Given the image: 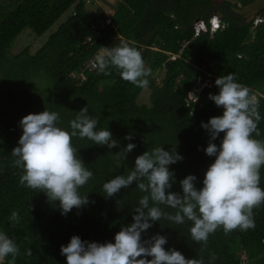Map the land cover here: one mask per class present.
<instances>
[{
    "label": "trees",
    "instance_id": "1",
    "mask_svg": "<svg viewBox=\"0 0 264 264\" xmlns=\"http://www.w3.org/2000/svg\"><path fill=\"white\" fill-rule=\"evenodd\" d=\"M256 1L116 0L113 5L99 0L102 12L94 15L86 10V0H0V231L20 249L16 264H67L60 249L73 235L89 242H114L121 227L133 222L138 201L146 193L134 182L106 199L103 184L116 175L127 176L135 158L145 151L163 147L183 157L169 166L175 174L170 191L182 194L179 181L190 174L197 177L195 186L202 187L204 173L215 157L204 151L210 137L201 124L222 115L223 109L209 99L210 93L218 94L216 86L188 99L197 79L234 73L236 82L249 87L259 101L261 135L253 134V138L264 140V10L255 18L244 14ZM71 9L66 21L35 53L27 47L17 55L8 54L24 29L41 36ZM213 15L221 27L195 37L196 21L209 28ZM255 19L260 20L256 25ZM117 34L140 50L151 68L145 88L150 91L148 104L138 102L144 89L122 80L115 69L104 75L85 68ZM171 56L177 57L171 60ZM84 107L99 121L97 130L107 128L119 147L72 139L93 178L79 190L89 203L62 215L59 202L54 205L43 192L19 184L22 169L13 166L11 154L18 146L19 121L24 116L54 111L60 116L58 126L70 131L69 122ZM130 133L133 139L126 140ZM222 138L223 133L214 143L219 145ZM128 143L136 147L125 160H117L114 154ZM260 186L264 188V166ZM13 211L20 216L15 225L8 219ZM254 221L255 227L246 232L235 230L225 236L218 229L209 236L203 252L190 238V221L178 225L161 219L143 238L163 235L166 250H178L186 259L203 258L204 264H210V253L217 257L211 264H264V205L254 210Z\"/></svg>",
    "mask_w": 264,
    "mask_h": 264
},
{
    "label": "clouds",
    "instance_id": "2",
    "mask_svg": "<svg viewBox=\"0 0 264 264\" xmlns=\"http://www.w3.org/2000/svg\"><path fill=\"white\" fill-rule=\"evenodd\" d=\"M90 64L98 74L110 75L109 69H115L122 80L133 86L141 89L149 86L147 77L151 75V68L146 66L141 51L127 41L120 40L110 48L102 47ZM212 78V81L216 78L219 91L210 93L209 99L223 109V114L201 124L210 137L204 151L207 156L215 157L204 173L202 187L195 186L197 177L190 174L179 181L182 194L170 191L175 174L169 166L183 157L176 150L165 151L163 147L145 151L135 158L127 176L116 175L103 184L106 199L134 182L146 193L138 201L133 222L121 227L114 242H89L73 235L60 249L67 264H204L203 258L186 259L178 250H166L167 237L163 235L144 239L143 234L161 219L178 225L190 221V238L202 246L203 252L209 236L218 229L227 236L235 230L246 232L255 227L254 210L264 205V188L260 186L264 140L253 138V134L261 135L259 101L249 87L236 82L234 73ZM88 112V107L77 112L76 118L69 122L70 131L58 126L60 116L54 111L28 114L19 121L22 134L11 154L15 158L13 166L22 169L19 184L43 192L54 205L59 202L62 215L89 203L87 195L81 196L79 190L93 178V172L78 157L72 139L86 138L94 145H106L109 149L119 147L107 128L97 130L99 121ZM221 133L223 138L217 145L214 141ZM125 139L132 140L133 135L130 133ZM135 147L128 143L114 155L117 160H125ZM160 205L175 211L166 212ZM8 219L15 225L20 220L19 213L13 211ZM19 254L14 240L0 231V264L9 256L7 264H16ZM209 255L211 264L217 257L215 253Z\"/></svg>",
    "mask_w": 264,
    "mask_h": 264
},
{
    "label": "rangeland",
    "instance_id": "3",
    "mask_svg": "<svg viewBox=\"0 0 264 264\" xmlns=\"http://www.w3.org/2000/svg\"><path fill=\"white\" fill-rule=\"evenodd\" d=\"M86 10L92 12L94 15H99L102 12L101 4L95 2V0H86ZM109 4H116V0H108ZM230 2H236L237 0H227ZM108 3V2H107ZM264 10V0H257L255 4L244 11V14L248 18H255L261 10ZM72 13V9L64 13L43 35L36 36L34 35L29 29H24L17 38L11 43L8 49V54L10 56H14L19 54L22 49L30 48V53H35L39 48H41L46 41L48 40L49 36L54 33L57 28L66 21L68 16ZM160 78H157L159 81ZM150 91L148 89H144L141 95L139 96L138 102L148 104ZM190 100V99H189Z\"/></svg>",
    "mask_w": 264,
    "mask_h": 264
},
{
    "label": "built area",
    "instance_id": "4",
    "mask_svg": "<svg viewBox=\"0 0 264 264\" xmlns=\"http://www.w3.org/2000/svg\"><path fill=\"white\" fill-rule=\"evenodd\" d=\"M109 15H112V13H110ZM260 20H256L255 21V25L259 22ZM105 23L106 24H109L110 23V20L109 19H106L105 20ZM101 27H104V23L101 24ZM221 27V22L219 20V18L216 16V15H213L210 20H209V29H210V32L213 33L215 32L216 30H218L219 28ZM207 31V25L200 21L198 23L195 24L194 26V34H195V37L198 36V34L200 32H205ZM91 39L88 38L84 43L86 42H89ZM120 40H124V41H127L126 39L122 38L120 35H116V37L114 38V40L106 45L104 48H110L112 46H114L115 44H118ZM128 42V41H127ZM101 51V49H100ZM98 51V52H100ZM96 52L93 57L85 64V68L86 69H92L91 68V64H90V61H92L95 57V55L98 53ZM177 56H171L170 59L171 60H175ZM207 77L210 78L212 77L210 74H207ZM205 79L204 81H202V79H198L197 82H196V85L195 87L192 89V91L190 92L192 95L188 97V99H192L194 98V96L196 95V93H199L204 87H214L215 86V80L216 78L214 79V81L212 80H209V79Z\"/></svg>",
    "mask_w": 264,
    "mask_h": 264
},
{
    "label": "crops",
    "instance_id": "5",
    "mask_svg": "<svg viewBox=\"0 0 264 264\" xmlns=\"http://www.w3.org/2000/svg\"><path fill=\"white\" fill-rule=\"evenodd\" d=\"M105 1L108 2V3H110L108 0H105ZM112 1H115V0H112ZM95 2H98V1L95 0Z\"/></svg>",
    "mask_w": 264,
    "mask_h": 264
},
{
    "label": "water",
    "instance_id": "6",
    "mask_svg": "<svg viewBox=\"0 0 264 264\" xmlns=\"http://www.w3.org/2000/svg\"><path fill=\"white\" fill-rule=\"evenodd\" d=\"M198 22H199V20L196 21V23H198Z\"/></svg>",
    "mask_w": 264,
    "mask_h": 264
}]
</instances>
